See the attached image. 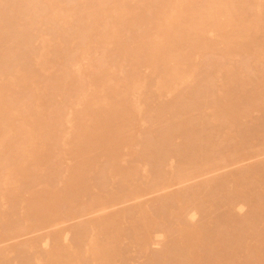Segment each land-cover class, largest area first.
Returning <instances> with one entry per match:
<instances>
[{"label": "bare ground", "instance_id": "bare-ground-1", "mask_svg": "<svg viewBox=\"0 0 264 264\" xmlns=\"http://www.w3.org/2000/svg\"><path fill=\"white\" fill-rule=\"evenodd\" d=\"M261 155L264 0H0V243ZM66 230L0 264H264V159Z\"/></svg>", "mask_w": 264, "mask_h": 264}, {"label": "rangeland", "instance_id": "rangeland-1", "mask_svg": "<svg viewBox=\"0 0 264 264\" xmlns=\"http://www.w3.org/2000/svg\"><path fill=\"white\" fill-rule=\"evenodd\" d=\"M147 80V79H146ZM154 92H156V93H154ZM158 92V89L157 88H154L153 89V94H155V96H157L156 98H155V101H156V103H158V100H159V102H160V100L162 101V99L164 98V100H163V102H166L165 101V99H167L168 98V101H169V99L171 98L172 99V95L173 94H165V95H160L159 93H157ZM157 94V95H156ZM157 99V100H156ZM170 99V100H171ZM261 112H258V114H260ZM256 114H257V112H256ZM125 142H124V145L126 146L125 148H126V155H125V159L126 158H128V160L131 158V153L133 152V150H134V145L132 144V139H129V138H127L126 140H124ZM129 141V142H128ZM251 159V160H250ZM262 159H264V155H261V156H259V157H252V158H249V160L248 159H246L247 161H245V160H243L242 162L240 161V162H238V163H235V164H232V165H230V166H228V167H226V168H222V169H220L219 171H217V172H214V173H210V174H207V175H205V176H202V177H198V178H196V179H192V180H190V181H187V182H184V183H181V184H174V186L173 185H170V186H173V187H171L170 188V186H168V187H164L161 191H158V192H152V193H147V194H145V195H143V196H141V197H138V198H132V200L131 199H129L128 201H126V202H124V203H121V204H119V205H116V206H114V208H113V206L112 207H109V208H107V209H105V210H100V211H96L95 213H90L89 215L87 214V215H85V216H83V217H79V218H75V219H72V220H67V221H63V222H61L62 224H58V225H53L52 227H47V228H44V229H40L39 231L38 230H36L35 232H31V234L30 233H27V235L26 234H24V236L23 235H21L20 237H17V238H15V240H13V239H10L8 242L7 241H4L3 243L1 242L0 243V248H2V247H4L5 245L7 246V247H9V245H13V244H15V243H17V242H26V241H30V239H32V238H34V236L35 237H41L40 239H45V240H43L42 241V244H41V246L40 247H42L41 249L44 251V250H48V249H50L51 247H52V242L49 240V239H46L45 237L46 236H48L49 235V233H52L53 231H56V230H60V231H62L63 232V230L65 231V234H66V232H67V230L66 229H68L69 227H70V225L72 226V224L74 225V224H76V223H78V222H80V221H82V220H89V219H93V218H95V217H98V216H102V215H104V214H109V213H111V210H112V212H113V210L114 211H116L117 209L119 210L120 208L122 209V208H124V207H134V205H135V207H136V205H138V204H141L142 202H148V201H151V199H153L155 196H157V195H159V193L160 194H164V193H171V191L173 192V191H176V190H178V188L180 189V188H182V187H185V186H187L188 184L190 185L191 183H194V182H196V181H201V180H203V179H206V178H208V177H211V176H214V175H216V174H219V173H228V172H230V171H232V170H235V168L236 169H238V168H240V167H244V166H246L247 164H251V162L252 163H254V161L255 162H257L258 160H262ZM245 161V162H244ZM250 162V163H249ZM126 163H127V159H126ZM247 163V164H246ZM246 164V165H245ZM243 165V166H242ZM201 179V180H200ZM166 192H165V191ZM150 199V200H149ZM148 200V201H147ZM140 201V202H139ZM134 204V205H133ZM248 205H242V206H238L237 207V209L236 210H238V211H236V212H238V214H239V216L242 214H247V212L249 213V211H250V207L248 208ZM247 210H249V211H247ZM106 212V213H105ZM241 215V216H242ZM243 215V216H244ZM199 214H195L194 215V219L192 218V221H194V222H196L197 220H199ZM60 228V229H59ZM45 232V233H44ZM63 234V236H62V242L63 243H68L70 240H71V234ZM44 235V236H43ZM158 237V238H157ZM154 241H152L151 242V244H149L148 245V247L146 248V249H137V247H132V249H130V254L132 255L131 256V258H132V261H133V259H134V261L132 262L133 264H134V262L135 263H138V261H139V263L141 264V263H143V262H140V261H145V257L147 258V256L146 255H148L149 253H150V251H155V249L156 248H158L159 249V247H162L161 245H160V242L162 243V241H163V239H164V235H161V234H158V235H156V236H154ZM12 240V241H11ZM47 240V241H46ZM159 240V241H158ZM161 240V241H160ZM13 242V243H12ZM51 242V243H50ZM159 243V244H158ZM155 244V245H154ZM151 245V246H150ZM5 246V247H6ZM156 246V247H155ZM150 247H152V248H154V250L151 248L150 249ZM149 248V249H148ZM147 249L148 250H150L149 252L147 251ZM158 249H156V250H158ZM161 249V248H160ZM136 251V253L134 252V251ZM146 253H144V252ZM147 251V252H146ZM141 253L142 255H143V253H144V255L143 256H145V257H142L141 255H138L137 253ZM139 253V254H140ZM137 255V258H136V255ZM140 256H141V258H140ZM139 257V258H138Z\"/></svg>", "mask_w": 264, "mask_h": 264}]
</instances>
